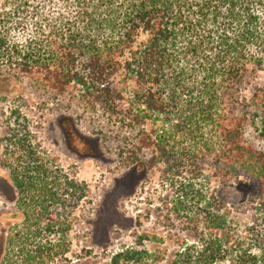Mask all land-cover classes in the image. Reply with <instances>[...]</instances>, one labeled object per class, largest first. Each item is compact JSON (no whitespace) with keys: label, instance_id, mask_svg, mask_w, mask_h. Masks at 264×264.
<instances>
[{"label":"trees","instance_id":"obj_1","mask_svg":"<svg viewBox=\"0 0 264 264\" xmlns=\"http://www.w3.org/2000/svg\"><path fill=\"white\" fill-rule=\"evenodd\" d=\"M1 67L36 74L57 94L77 86L87 107L137 129L132 149L121 156L141 164V153L150 150L146 164L163 163L162 179L178 190L165 217L194 234L192 243L180 239L166 264H259L231 209L204 189L203 164L210 158L223 181L245 174L264 188V152L244 138L248 124L260 126L264 138V99L241 95L249 68L264 70V0H6ZM13 144L6 165L24 205L48 213L60 202L62 183L50 181L34 146L23 138ZM46 250L44 244L22 249L24 261L46 262ZM165 260L128 247L107 264Z\"/></svg>","mask_w":264,"mask_h":264},{"label":"rangeland","instance_id":"obj_2","mask_svg":"<svg viewBox=\"0 0 264 264\" xmlns=\"http://www.w3.org/2000/svg\"><path fill=\"white\" fill-rule=\"evenodd\" d=\"M5 4L6 0H0V11ZM15 33L20 37L22 32ZM0 93V156L8 144L1 140L4 133L10 128L18 131V138L34 146L33 157L49 167L50 181L57 177L62 183L57 189L62 194L60 202L52 204L48 213L40 215L35 203L29 204L31 210L25 206V219L9 229L6 256L0 264H27L22 249L36 250L42 244L47 257L41 264H107L114 253L128 247L156 252L168 259L160 262L166 264L179 249L181 238L194 241V234L182 229L183 222L172 224L165 217L166 203L176 198L178 190L162 179L163 163L146 164L150 150L141 153V164L130 165L121 156L122 149H132L137 129L122 127L100 107H87L79 87L57 94L41 84L36 74L1 67ZM241 95L264 99V70L249 68ZM259 132L260 126L248 124L244 138L264 152ZM203 171L204 189L215 191L231 209L236 227L254 243L253 253L264 264L263 186L245 174L239 181H223L210 158ZM1 174L0 192L13 197L9 179ZM71 179L75 187L69 188ZM22 198L24 202L23 192ZM28 213L33 215L29 220ZM46 226L50 229L41 231ZM28 228L34 232L27 235Z\"/></svg>","mask_w":264,"mask_h":264},{"label":"flooded vegetation","instance_id":"obj_3","mask_svg":"<svg viewBox=\"0 0 264 264\" xmlns=\"http://www.w3.org/2000/svg\"><path fill=\"white\" fill-rule=\"evenodd\" d=\"M9 96L10 95L8 94L7 97ZM17 132L12 131L10 128L8 129V132L6 131V133H4L1 140L4 138L8 142L6 145L7 147H13V142L18 139ZM6 146L3 147V154L1 153L0 156V172L2 173L1 175H5L9 179V187L13 190L15 195L13 197H9L6 193L0 192L2 197V207H0V260L5 259L6 256V244L8 243V240H10L9 229L11 228L12 224H14V222L17 220L21 222L23 218L25 219L26 217L24 213L25 205L22 198V188L14 182L12 171L10 167L6 165V163L9 161L7 158L8 154L6 151ZM17 215L20 217L19 219L16 218Z\"/></svg>","mask_w":264,"mask_h":264}]
</instances>
